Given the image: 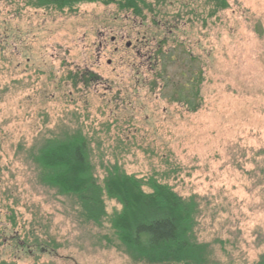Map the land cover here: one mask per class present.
Here are the masks:
<instances>
[{
  "label": "rangeland",
  "instance_id": "obj_1",
  "mask_svg": "<svg viewBox=\"0 0 264 264\" xmlns=\"http://www.w3.org/2000/svg\"><path fill=\"white\" fill-rule=\"evenodd\" d=\"M223 1L146 0L136 17L117 4L0 0V263L144 264L39 182L35 152L73 133L98 180L116 164L192 199L211 264L264 255V0ZM160 52L174 54V85L180 60L196 73L194 109L162 89Z\"/></svg>",
  "mask_w": 264,
  "mask_h": 264
},
{
  "label": "trees",
  "instance_id": "obj_2",
  "mask_svg": "<svg viewBox=\"0 0 264 264\" xmlns=\"http://www.w3.org/2000/svg\"><path fill=\"white\" fill-rule=\"evenodd\" d=\"M221 1L225 7L226 3ZM79 2L117 4L120 10L131 11L136 17L141 14V6L146 5V0H38L40 6L56 8ZM185 61L180 60V64L189 75L180 74L184 81L179 85H174L166 75L168 64L175 63L173 53H155L152 67L160 64L158 76L163 83L162 89L170 91V99L191 110L194 109L192 99L197 77L185 66ZM32 158L39 172V182L73 199L85 222L98 226L106 222L116 246L133 262L211 264L207 246L198 244L193 236L198 211L192 199L180 197L153 177L142 179L128 175L116 164L106 167L98 180L87 139L78 133L46 139ZM104 197L115 201L120 210L109 216ZM256 264H264V255Z\"/></svg>",
  "mask_w": 264,
  "mask_h": 264
},
{
  "label": "flooded vegetation",
  "instance_id": "obj_3",
  "mask_svg": "<svg viewBox=\"0 0 264 264\" xmlns=\"http://www.w3.org/2000/svg\"><path fill=\"white\" fill-rule=\"evenodd\" d=\"M115 39L112 38L111 39V42L114 43ZM127 49L131 47V44L130 43H127L126 46H125ZM148 53L145 55V57H147V60H149L152 56L151 55H148Z\"/></svg>",
  "mask_w": 264,
  "mask_h": 264
}]
</instances>
